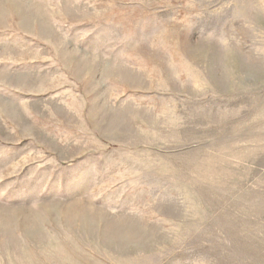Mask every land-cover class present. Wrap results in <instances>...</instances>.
I'll return each instance as SVG.
<instances>
[{"label":"rangeland","instance_id":"374dc122","mask_svg":"<svg viewBox=\"0 0 264 264\" xmlns=\"http://www.w3.org/2000/svg\"><path fill=\"white\" fill-rule=\"evenodd\" d=\"M0 264H264V0H0Z\"/></svg>","mask_w":264,"mask_h":264}]
</instances>
